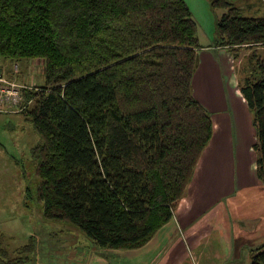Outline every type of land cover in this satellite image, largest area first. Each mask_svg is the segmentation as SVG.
Segmentation results:
<instances>
[{"label":"trees","instance_id":"1","mask_svg":"<svg viewBox=\"0 0 264 264\" xmlns=\"http://www.w3.org/2000/svg\"><path fill=\"white\" fill-rule=\"evenodd\" d=\"M209 7L224 11L214 47L235 58L264 46V14L244 17L227 0ZM196 30L183 0H0V59L42 62L44 86L23 90L32 107L21 115L39 139L29 155L45 220L116 250L144 246L170 220L211 135L191 93ZM239 91L264 184L261 60ZM7 240L0 232V264H25L32 237L12 251ZM249 264H264V244Z\"/></svg>","mask_w":264,"mask_h":264},{"label":"rangeland","instance_id":"2","mask_svg":"<svg viewBox=\"0 0 264 264\" xmlns=\"http://www.w3.org/2000/svg\"><path fill=\"white\" fill-rule=\"evenodd\" d=\"M183 1L193 12L198 10L199 4L195 0ZM230 1L234 7L236 5L245 8L250 5L251 8H255L254 10L243 9L241 15L244 17L264 14V9L257 8L255 0ZM201 12L204 14V11L199 10L197 18H201ZM214 15L216 12L214 14V11L210 10V16L204 14V20H208L210 17L211 19L215 18ZM208 26L209 24H206L204 27ZM202 33L208 44L214 47V36L208 39L206 28L202 29ZM240 49L241 53L237 60L228 53L229 57L222 54L220 57L214 56V60H210V56H206L205 63H199L202 73L199 74L200 76H207L209 68L219 69L218 75L221 76V82L224 85L222 95L226 99H229L233 88L239 90V86L249 78L256 59L264 63V46ZM24 61H27L22 64L24 70H19L21 65L19 66L18 62H16L18 67L13 65L11 69L12 74H18L16 78L4 75L15 85L27 87L26 91L38 92L44 86L42 62L37 60L36 64H31L29 60ZM13 62L15 61H11L10 64L12 65ZM240 99L243 101L241 94ZM22 100L24 101L23 92ZM242 101L241 106L246 109L248 115L247 118L244 117V111L239 107L238 119H240L243 128L247 125V132L244 130L242 137L244 140L241 148L243 149L242 159L255 163L256 153L253 149L256 141L255 131L252 127L251 114L247 105H243ZM29 102L28 109L32 107V101L29 100ZM21 113L0 114V232L8 239L5 241L8 251L23 245L29 237H32L33 250L27 255L25 264H160L164 260L167 263L168 247L172 250V244L180 242L184 244V254H186L188 264L204 263L202 254L198 255L200 253L198 248L191 250L194 256L192 253H187L190 246L183 235L186 232L174 230L172 235L170 233L174 223L172 216L177 207L176 203L173 206L169 224L164 225V229V226L160 228L159 232L157 231L144 246L132 250L100 248L76 227L64 222L45 220L42 216V205L33 196L38 179L34 174L36 164L29 155V149L34 147L39 139ZM236 153L234 148V161L238 159ZM252 181V175L248 176L246 182ZM25 188L32 191V199L28 201L24 197ZM232 203L227 199L221 201L219 205L215 206L216 216L214 215L206 223V230L214 229L212 234L213 236L216 234L215 239L211 236L213 250L219 254L214 256L210 262L208 260L209 264H249L253 250L264 244V228H262L264 225V188L254 194L253 205L248 206V209L244 211H239V207L235 205L234 207ZM235 209L239 212L236 213ZM239 216L254 220L252 222L255 225L254 229L247 227L245 221L239 222L237 219ZM179 257L183 259L184 255Z\"/></svg>","mask_w":264,"mask_h":264},{"label":"crops","instance_id":"3","mask_svg":"<svg viewBox=\"0 0 264 264\" xmlns=\"http://www.w3.org/2000/svg\"><path fill=\"white\" fill-rule=\"evenodd\" d=\"M199 7L196 12H193L188 6L191 17L196 23V38L200 48L196 51V68L191 78V93L195 101L208 114L211 123L210 138L202 150L197 163L192 172V176L187 183L182 196L177 200V207L174 210L172 221L171 235L174 230L184 231L185 240L190 246L187 253H194L191 250L198 248L199 254L204 258L203 264H209L214 256L219 255L213 250L212 237L214 229L206 230L207 222L217 214L215 209L224 199L229 200L233 206L239 207V211L248 209V206L253 205L254 194L264 188L255 173L254 161L243 160V131L247 132V125L243 128L240 123L239 107L244 111V117L248 116L246 109L241 106L240 92L238 88H233L229 99L222 95L224 85L221 82V76L218 75V68H209L207 76H200L201 73L199 63H205L206 56H210V60H214V56L222 54L229 57L228 52L223 47H213L204 39L202 29L206 28V36L208 39L214 36V20L218 18L224 11L222 9H210L209 2L211 0H195ZM231 4L232 2L228 0ZM257 8L264 9V0H255ZM238 9L254 10L250 5L245 8L236 6ZM199 10L204 11L205 16H210V10L216 12L215 18L210 17L204 20V14ZM196 17H195V16ZM212 16V14H211ZM210 20V23H209ZM208 21V22H207ZM209 24L208 27H204ZM214 39V38H213ZM246 48V47H240ZM238 49L235 60L239 58L241 49ZM248 49V48H246ZM11 61L0 59V71L5 75L16 78L18 74H12L13 65L18 62L20 69L24 70L22 65L24 60H17L10 64ZM31 64H36L37 60H29ZM35 66V65H34ZM18 67V65H17ZM224 70V69H223ZM202 74V73H201ZM234 85V84H233ZM243 105L246 104L243 99ZM247 118V117H246ZM253 127V126H252ZM234 148L237 160L234 161ZM252 175V182L247 183L246 179ZM194 184V185H193ZM193 186V187H191ZM189 187V188H188ZM255 189V190H254ZM234 206V207H235ZM236 213L237 209H235ZM244 213V212H243ZM201 218V220H200ZM239 222L245 221L246 226L254 229V220L238 217ZM170 221V220H169ZM169 221L165 224L168 225ZM165 226L163 227V229ZM264 228V225L262 226ZM159 232V231H158ZM214 234V238L215 239ZM187 236V237H186ZM210 241V243H209ZM204 242V243H203ZM168 244V243H167ZM171 247V244H169ZM172 250L168 247V260L160 264H188L186 254H184V244H172ZM184 258L181 259V255ZM201 257V258H202ZM209 260V262H208ZM208 262V263H207Z\"/></svg>","mask_w":264,"mask_h":264},{"label":"built area","instance_id":"4","mask_svg":"<svg viewBox=\"0 0 264 264\" xmlns=\"http://www.w3.org/2000/svg\"><path fill=\"white\" fill-rule=\"evenodd\" d=\"M26 88L15 85L0 71V114H20L27 110L30 102L22 100V92Z\"/></svg>","mask_w":264,"mask_h":264}]
</instances>
